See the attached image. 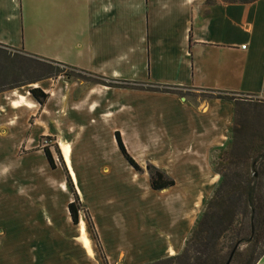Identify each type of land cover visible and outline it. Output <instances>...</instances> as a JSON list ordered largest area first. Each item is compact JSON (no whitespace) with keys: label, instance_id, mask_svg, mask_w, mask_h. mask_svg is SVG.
I'll return each instance as SVG.
<instances>
[{"label":"crops","instance_id":"obj_1","mask_svg":"<svg viewBox=\"0 0 264 264\" xmlns=\"http://www.w3.org/2000/svg\"><path fill=\"white\" fill-rule=\"evenodd\" d=\"M0 46L107 81L177 91L38 83L46 95L38 117L22 105L35 117L29 143L52 138L73 192L62 172L52 183L61 210L46 211L43 222L0 210V264H101L84 214L71 221L75 196L108 264L179 255L218 186L214 154L227 145L234 113L232 101L181 92L264 98V0H0ZM116 134L140 168L151 165L174 185L153 191L147 172L120 154Z\"/></svg>","mask_w":264,"mask_h":264},{"label":"rangeland","instance_id":"obj_2","mask_svg":"<svg viewBox=\"0 0 264 264\" xmlns=\"http://www.w3.org/2000/svg\"><path fill=\"white\" fill-rule=\"evenodd\" d=\"M27 58L21 52L0 46V210L31 211L35 215L32 217L34 221L41 220L43 222L46 219L44 217L46 211H60L62 206V198L55 193L56 186L52 183L56 184L55 182L63 172L71 192H73V186L61 160L60 152L51 137H39L34 140L33 144L29 143L32 140V137H29L31 133L29 125L33 124L35 117H38L36 111L39 113L43 107L30 96L29 91L40 89L43 92L42 88L36 87H38V83L46 80L45 77L51 71L49 68L36 64ZM59 69L62 70V73L56 78L62 77L64 80L88 84H96L95 82L99 81L86 73L52 66L53 73L54 70ZM35 81L37 82L35 83ZM181 95L190 98H207L209 94L181 92ZM18 96H24L28 99L27 101L22 99L18 102ZM231 96L237 101L238 106L236 108L234 106L227 145L214 154L215 172L220 160L225 159L230 153L233 142L239 146H246L250 158L247 160V165L257 155L264 152V98L239 94ZM31 100L38 105H35L33 101L31 103ZM22 105H25L26 109H33L37 116L28 118L29 114H23ZM234 125L241 132L235 137V140H233L232 135ZM44 149L51 155L53 168L39 159L41 155H44ZM38 151L40 154H36ZM145 168H141V171L137 173L146 172ZM75 197H73V201ZM78 203V212L84 214L83 205L79 200ZM37 216H41V218L39 219ZM57 220L60 221L61 219L57 218ZM86 229L88 236L90 235L93 239L87 223ZM217 248L221 251V256L228 259L233 249L229 234L224 235L219 240ZM249 257L251 256L246 251V247L239 245L230 264H247ZM100 259L101 264H104L101 255Z\"/></svg>","mask_w":264,"mask_h":264},{"label":"trees","instance_id":"obj_3","mask_svg":"<svg viewBox=\"0 0 264 264\" xmlns=\"http://www.w3.org/2000/svg\"><path fill=\"white\" fill-rule=\"evenodd\" d=\"M220 1L226 4H250L256 0ZM26 56L30 61L49 68L51 72L48 73L45 79L56 78L62 73L60 69L54 70L53 73V65L58 68L62 67L83 73L61 63ZM95 78L99 80L95 82L96 84L107 87L158 91L162 93L177 92L168 87H144L125 82L116 83L99 77ZM29 94L40 106L44 105L46 95L40 89H32ZM231 95L233 94L213 92L207 96V99L233 101L236 108L238 103ZM240 133V130L234 125L232 129L233 140ZM115 140L124 160L133 170L140 172L141 168L126 153L118 134H116ZM240 148L242 149L241 151ZM44 155L50 167L53 168L51 155L46 149H44ZM249 159L246 146H239L236 142H233L230 153L225 159H221L216 166V173L220 177L218 186L212 198L205 203L204 211L196 222L183 251L179 255L152 264H225L227 258L221 256V251L218 250L217 246L219 240L226 234L230 235L231 245L233 246L231 252L235 250V254L237 247L244 245L251 256L247 264L257 263L264 255V152L257 155L247 165V160ZM145 170L149 176L150 188L153 191H160L174 185L173 180L151 165H147ZM78 206V199L75 197L74 201L67 207L73 225L78 223ZM84 217L103 263L108 264L102 253L91 219L86 211H84Z\"/></svg>","mask_w":264,"mask_h":264},{"label":"water","instance_id":"obj_4","mask_svg":"<svg viewBox=\"0 0 264 264\" xmlns=\"http://www.w3.org/2000/svg\"><path fill=\"white\" fill-rule=\"evenodd\" d=\"M234 251H235V250H233V251L230 253V255H229V257H228V259H227V261H226L225 264H230V263H231L232 257H233V255H234Z\"/></svg>","mask_w":264,"mask_h":264},{"label":"built area","instance_id":"obj_5","mask_svg":"<svg viewBox=\"0 0 264 264\" xmlns=\"http://www.w3.org/2000/svg\"><path fill=\"white\" fill-rule=\"evenodd\" d=\"M241 48H242V49H244V48H245V46H242Z\"/></svg>","mask_w":264,"mask_h":264},{"label":"bare ground","instance_id":"obj_6","mask_svg":"<svg viewBox=\"0 0 264 264\" xmlns=\"http://www.w3.org/2000/svg\"><path fill=\"white\" fill-rule=\"evenodd\" d=\"M63 149V148H62ZM67 150V149H64V151ZM69 156V155H68ZM65 157V156H64ZM86 242V241H85Z\"/></svg>","mask_w":264,"mask_h":264}]
</instances>
